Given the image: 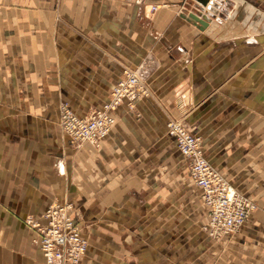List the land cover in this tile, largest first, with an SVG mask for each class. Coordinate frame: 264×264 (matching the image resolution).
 <instances>
[{
	"label": "crops",
	"instance_id": "0c3cea01",
	"mask_svg": "<svg viewBox=\"0 0 264 264\" xmlns=\"http://www.w3.org/2000/svg\"><path fill=\"white\" fill-rule=\"evenodd\" d=\"M128 69L147 94L97 147L72 144L59 105L100 108ZM170 119L254 204L234 232L199 226ZM52 202L83 227L81 264H264V0H0V264H44L18 221ZM189 215L191 241L173 243Z\"/></svg>",
	"mask_w": 264,
	"mask_h": 264
},
{
	"label": "built area",
	"instance_id": "2783aa9c",
	"mask_svg": "<svg viewBox=\"0 0 264 264\" xmlns=\"http://www.w3.org/2000/svg\"><path fill=\"white\" fill-rule=\"evenodd\" d=\"M146 94L136 71L128 69L115 85L110 101L101 109L86 117L63 109L61 124L72 142L96 145L114 124L112 111L123 102L132 108L135 101ZM166 133L186 159L189 177L201 189L202 201L208 208L204 229L215 238L234 232L248 218L253 205L211 166L202 152L200 137L189 132L181 121L170 119ZM41 217V221H34L33 227L45 264H80L86 242L72 220L70 206L50 204Z\"/></svg>",
	"mask_w": 264,
	"mask_h": 264
},
{
	"label": "rangeland",
	"instance_id": "374dc122",
	"mask_svg": "<svg viewBox=\"0 0 264 264\" xmlns=\"http://www.w3.org/2000/svg\"><path fill=\"white\" fill-rule=\"evenodd\" d=\"M124 78V77H123ZM122 78V79H123ZM120 81V80H119ZM115 87V86H114ZM114 89V88H113ZM113 89H112V91H113ZM112 91L110 92V98H109V100L107 101V102H109L110 101V99H111V93H112ZM107 102H105L104 104H106ZM103 104V105H104ZM102 105V106H103ZM121 105V104H120ZM119 105V106H120ZM102 106L100 107V108H97V109H94V110H92V111H90V112H88L87 114H85V115H80V114H77L76 112H74L69 106H68V104L66 103V102H62L60 105H59V108H58V111H59V120H58V124H59V127H60V130H61V132L64 134V135H66L67 137H68V139H69V141L72 143V144H75V145H80V144H82V143H85V142H72L71 140H70V138H69V136L66 134V131H65V129L63 128V126H62V124H61V120H60V118H61V115H62V111L64 112V110H68V111H70V112H72L74 115H76V116H78V117H86V116H89L91 113H93V112H95V111H97V110H99V109H101L102 108ZM118 106V107H119ZM117 107V108H118ZM116 108V109H117ZM129 108V107H128ZM64 109V110H63ZM115 109V110H116ZM129 109H131V108H129ZM115 110L114 111H112V115H113V117H114V112H115ZM114 120H115V117H114ZM114 124H115V121H114ZM114 124H113V126H114ZM113 126H112V128H113ZM186 127V126H185ZM111 128V129H112ZM111 129H110V131H111ZM109 131V132H110ZM108 132V133H109ZM108 133L103 137V138H105L107 135H108ZM103 138H101L100 139V141L103 139ZM100 141L98 142V144H96V145H91V144H89L90 146H93V147H97L98 145H99V143H100ZM88 144V143H87ZM201 149H202V146H201ZM188 173H189V169H188ZM218 173H220L219 171H218ZM221 174V176H223V174L222 173H220ZM223 178L226 180V178L223 176ZM227 181V180H226ZM228 182V181H227ZM229 183V182H228ZM232 186V185H231ZM235 190H236V192L239 194V195H241L245 200H247V201H249L252 205H253V208L251 209V210H253L254 209V204L244 195V193L243 192H241L240 190H238L237 188H235L234 186H232ZM201 200H202V198H201ZM53 203H58V202H52V203H50V204H53ZM202 203H203V201H202ZM50 204H48V206L50 205ZM59 204H67V205H69L70 206V204L69 203H59ZM204 204V203H203ZM205 205V204H204ZM47 206V207H48ZM206 206V205H205ZM46 207V208H47ZM45 208V209H46ZM70 210H71V217H72V220L74 221V224L76 225V227L79 229V233H80V236L85 240V242H86V249H85V252L83 253V255L81 256V258H80V264H81V261H82V258L84 257V255L86 254V251H87V249H88V239L83 235V231H82V229H83V227L81 226V224H80V222H79V220L78 219H74L73 218V212H72V207L70 206ZM250 210V211H251ZM44 212V211H43ZM42 216V215H41ZM42 218V217H41ZM41 218H35V217H33V216H26L25 218H23V219H19V221L18 222H20V225L22 226V227H25V228H27L28 230H30V231H32L33 232V237H32V243L34 244V245H36L37 247H38V249L40 250V248H39V246H38V242H37V240H36V238H37V236H36V231H35V229H34V227H33V225H34V221H41ZM247 220V219H246ZM245 220V221H246ZM176 220H174V222H173V243H181V242H185V243H187V242H189V241H191V239H192V236L191 235H188V234H185L184 233V229H183V232H179V230H180V228H178V227H181V228H185L186 227V225L189 227V228H191V227H193V226H196L197 225V223H196V218L194 219L191 215H189V217H188V219H187V222H186V220L185 221H183L182 222V225L181 224H176V222H175ZM206 222H207V219L206 218H204V220H201L200 221V223H199V226H201L202 227V229L205 231V232H207L205 229H204V226H205V224H206ZM244 224V223H243ZM242 224V225H243ZM241 225V226H242ZM238 229V228H237ZM236 229V230H237ZM208 233V232H207ZM208 235L210 236V237H213V236H211L209 233H208ZM228 235V234H227ZM225 236V235H224ZM221 237H223V236H220V237H218V238H221ZM215 238V237H214ZM40 252H41V250H40ZM42 253V252H41ZM42 256H43V254H42ZM43 258H44V256H43ZM44 264H45V259H44Z\"/></svg>",
	"mask_w": 264,
	"mask_h": 264
},
{
	"label": "water",
	"instance_id": "95a60500",
	"mask_svg": "<svg viewBox=\"0 0 264 264\" xmlns=\"http://www.w3.org/2000/svg\"><path fill=\"white\" fill-rule=\"evenodd\" d=\"M196 2L201 6H206L208 0H196ZM186 17L191 23L196 24L199 29H204L208 23L205 15L198 16L197 14L190 13Z\"/></svg>",
	"mask_w": 264,
	"mask_h": 264
}]
</instances>
